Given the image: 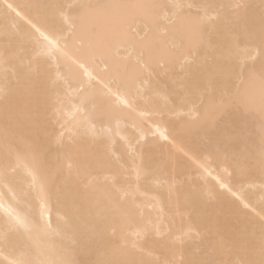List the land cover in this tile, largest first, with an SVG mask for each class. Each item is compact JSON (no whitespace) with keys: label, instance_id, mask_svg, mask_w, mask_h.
Returning a JSON list of instances; mask_svg holds the SVG:
<instances>
[{"label":"snow or ice","instance_id":"snow-or-ice-1","mask_svg":"<svg viewBox=\"0 0 264 264\" xmlns=\"http://www.w3.org/2000/svg\"><path fill=\"white\" fill-rule=\"evenodd\" d=\"M0 264H264V0H0Z\"/></svg>","mask_w":264,"mask_h":264},{"label":"bare ground","instance_id":"bare-ground-1","mask_svg":"<svg viewBox=\"0 0 264 264\" xmlns=\"http://www.w3.org/2000/svg\"><path fill=\"white\" fill-rule=\"evenodd\" d=\"M16 2H24V0H16ZM256 196H259V193H256ZM53 217L55 218V210H53Z\"/></svg>","mask_w":264,"mask_h":264}]
</instances>
